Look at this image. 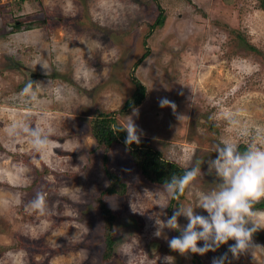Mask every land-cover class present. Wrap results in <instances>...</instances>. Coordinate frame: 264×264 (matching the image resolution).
<instances>
[{
  "label": "rangeland",
  "instance_id": "1",
  "mask_svg": "<svg viewBox=\"0 0 264 264\" xmlns=\"http://www.w3.org/2000/svg\"><path fill=\"white\" fill-rule=\"evenodd\" d=\"M134 79L145 88L133 117L141 138L166 162L199 163L205 173L167 202L166 220L216 188L207 161L217 144L264 141V0H0V264H164L165 256L195 264L169 248L164 236L174 230L154 236L163 183L141 175L123 142L107 165L126 193L107 192L94 129L111 115L113 127L126 125ZM32 129L47 146L33 144ZM234 243L198 255L205 264L225 253V264H264V229L254 252L233 258Z\"/></svg>",
  "mask_w": 264,
  "mask_h": 264
},
{
  "label": "clouds",
  "instance_id": "2",
  "mask_svg": "<svg viewBox=\"0 0 264 264\" xmlns=\"http://www.w3.org/2000/svg\"><path fill=\"white\" fill-rule=\"evenodd\" d=\"M159 105L161 108L171 107L173 111L176 109L175 103L167 98H162ZM138 115L139 110L133 108L132 114L127 116L126 125L118 129L127 133V145L141 143L143 132L133 119ZM30 135L37 148L45 147L49 143L46 137H41L38 129L30 130ZM216 154L215 159L207 161V174L214 173L218 178L216 188L209 192H200L195 207L191 204L177 207L166 220L160 217L167 216L164 211L168 207L167 202L179 200L186 190H191L194 181L205 173L197 163L182 175H173L163 184L162 190L166 196L164 202L157 205L161 211L153 214L156 226L154 236L162 237L164 229L180 232L179 236L164 238L169 248L181 255L192 253L203 256L209 251L215 252L229 240L235 241L228 248L233 258L262 248L253 243V236L258 230L264 229V211L255 210V205L264 200V141L259 144L250 143L243 151L235 143L221 141L216 145ZM42 204L43 198L38 197L33 202V207L41 208ZM197 208H202L207 216L197 214ZM181 216L188 221L183 227L178 222ZM200 241L204 242L203 246H198ZM174 259L172 256H165L163 261L164 264H174ZM227 260L228 254L225 253L214 257L212 264H225Z\"/></svg>",
  "mask_w": 264,
  "mask_h": 264
},
{
  "label": "trees",
  "instance_id": "3",
  "mask_svg": "<svg viewBox=\"0 0 264 264\" xmlns=\"http://www.w3.org/2000/svg\"><path fill=\"white\" fill-rule=\"evenodd\" d=\"M160 12H163V7L159 5ZM19 26V25H18ZM147 53H144L143 57H146ZM136 91L133 95L132 102H126L124 110L132 109L137 105H140L144 98L145 88L143 84L134 79ZM103 117L105 114L102 115ZM113 121V116L109 119H100L96 124L95 137L98 140L99 147L104 150L103 158L105 163V173L110 181V186L107 189L109 194H119L124 195L126 193V183L122 181L121 176L116 172L112 171L108 164L109 159V150L116 144L123 142V144L130 150L131 157L136 162L141 175L146 179L150 180L152 183H165L170 180L173 175L180 176L187 169H183L177 166L174 162H166L162 156L161 151H155L147 145L145 139L141 138L140 144L127 145L125 139L127 136L126 132L118 131L122 126L113 127L111 124ZM246 149V146L242 145L240 150L243 151ZM174 201V200H172ZM258 208H263L264 203H260ZM175 236H179L180 232L174 231ZM26 247H31L27 245ZM114 247V240L111 235L107 234L106 236V249L104 251V256L107 259H110ZM192 258L195 261V264H205L204 261L199 257L198 254H192Z\"/></svg>",
  "mask_w": 264,
  "mask_h": 264
}]
</instances>
